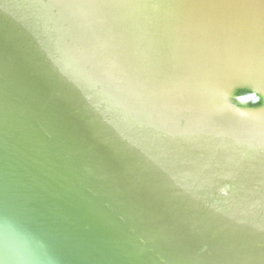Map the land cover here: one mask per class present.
<instances>
[{
  "label": "water",
  "instance_id": "1",
  "mask_svg": "<svg viewBox=\"0 0 264 264\" xmlns=\"http://www.w3.org/2000/svg\"><path fill=\"white\" fill-rule=\"evenodd\" d=\"M0 264H264V0H0Z\"/></svg>",
  "mask_w": 264,
  "mask_h": 264
}]
</instances>
